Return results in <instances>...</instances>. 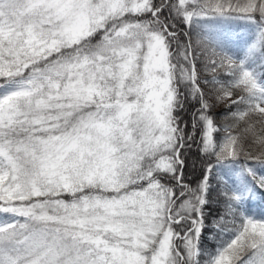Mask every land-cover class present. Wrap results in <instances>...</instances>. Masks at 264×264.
I'll return each instance as SVG.
<instances>
[{"label": "snow or ice", "instance_id": "6c2138e0", "mask_svg": "<svg viewBox=\"0 0 264 264\" xmlns=\"http://www.w3.org/2000/svg\"><path fill=\"white\" fill-rule=\"evenodd\" d=\"M258 198L264 0H0V264H264Z\"/></svg>", "mask_w": 264, "mask_h": 264}, {"label": "trees", "instance_id": "16d2710c", "mask_svg": "<svg viewBox=\"0 0 264 264\" xmlns=\"http://www.w3.org/2000/svg\"><path fill=\"white\" fill-rule=\"evenodd\" d=\"M184 118L185 120H188V115H185ZM195 159H196V148L195 146H193L189 150V155L187 156L189 167L186 169V178L189 182H194L195 180L199 178V175H200L198 167L196 170H193L191 166ZM213 207L215 208L216 205L214 204ZM209 244H211V242H209Z\"/></svg>", "mask_w": 264, "mask_h": 264}, {"label": "rangeland", "instance_id": "374dc122", "mask_svg": "<svg viewBox=\"0 0 264 264\" xmlns=\"http://www.w3.org/2000/svg\"><path fill=\"white\" fill-rule=\"evenodd\" d=\"M217 111H222V109H217ZM251 215L257 217V218H262L264 217V200L259 199V204H258V211L256 213H250Z\"/></svg>", "mask_w": 264, "mask_h": 264}]
</instances>
